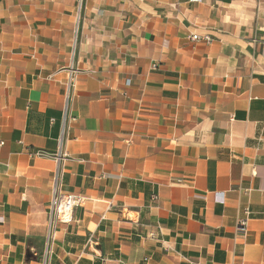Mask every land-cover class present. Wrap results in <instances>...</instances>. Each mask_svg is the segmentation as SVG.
Returning a JSON list of instances; mask_svg holds the SVG:
<instances>
[{
	"label": "crops",
	"instance_id": "crops-1",
	"mask_svg": "<svg viewBox=\"0 0 264 264\" xmlns=\"http://www.w3.org/2000/svg\"><path fill=\"white\" fill-rule=\"evenodd\" d=\"M58 172L50 264H264V0H0V264Z\"/></svg>",
	"mask_w": 264,
	"mask_h": 264
},
{
	"label": "built area",
	"instance_id": "built-area-1",
	"mask_svg": "<svg viewBox=\"0 0 264 264\" xmlns=\"http://www.w3.org/2000/svg\"><path fill=\"white\" fill-rule=\"evenodd\" d=\"M190 4L197 5L203 2V0H188ZM199 39H202L206 42H211V38L206 35L203 37H200L199 35H192L191 40L192 41H198ZM153 68H157L156 65L153 64ZM65 114H64V120H63V135L65 134L66 130L69 129V126L75 121V118L71 116L70 114V107H69V98H67V102L65 104ZM3 145V143L1 144ZM33 156H42L43 153L39 151H35L34 153H31ZM60 177L59 172L56 174L54 178V187L51 195V202H50V208H49V221H48V237H47V246L44 253V260L43 264H50L51 258L49 257L50 250L52 249L54 245L55 235L57 231L58 225H67L68 223L73 221L75 210L77 208H81L84 206L86 199L84 197H79L77 195L73 194H63L61 192V189L59 187L60 185ZM157 194H152L150 198V203H156L158 200ZM239 226V232L243 235L247 234V228L246 223L240 221Z\"/></svg>",
	"mask_w": 264,
	"mask_h": 264
},
{
	"label": "rangeland",
	"instance_id": "rangeland-1",
	"mask_svg": "<svg viewBox=\"0 0 264 264\" xmlns=\"http://www.w3.org/2000/svg\"><path fill=\"white\" fill-rule=\"evenodd\" d=\"M49 208H50V205H49ZM78 209V208H77ZM48 212H49V210H48ZM48 221H49V219H48ZM49 230V229H48ZM47 237H48V235H47ZM46 244H47V240H46Z\"/></svg>",
	"mask_w": 264,
	"mask_h": 264
},
{
	"label": "trees",
	"instance_id": "trees-1",
	"mask_svg": "<svg viewBox=\"0 0 264 264\" xmlns=\"http://www.w3.org/2000/svg\"><path fill=\"white\" fill-rule=\"evenodd\" d=\"M162 222V221H161Z\"/></svg>",
	"mask_w": 264,
	"mask_h": 264
}]
</instances>
